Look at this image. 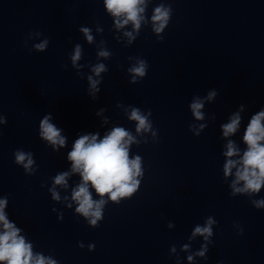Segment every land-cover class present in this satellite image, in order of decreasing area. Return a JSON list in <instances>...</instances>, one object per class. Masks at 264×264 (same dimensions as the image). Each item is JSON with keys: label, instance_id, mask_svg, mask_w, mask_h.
<instances>
[{"label": "clouds", "instance_id": "clouds-1", "mask_svg": "<svg viewBox=\"0 0 264 264\" xmlns=\"http://www.w3.org/2000/svg\"><path fill=\"white\" fill-rule=\"evenodd\" d=\"M107 11L116 18L115 26L123 28L129 23L132 25L133 31L139 32L142 22H147L143 13L146 8V0H103ZM172 14L171 5L159 4L154 9V14L151 17L153 23V31L160 33L168 25ZM84 33L87 40L92 42L93 36L90 34V29L82 27L80 29ZM41 35L40 32L30 33ZM125 36L133 39L132 32H125ZM160 41L163 36H159ZM49 40L44 39L42 42L34 44L32 47L37 51H44L48 46ZM82 48L79 44L76 45L74 54L71 60L74 66H77V61L81 59ZM99 56L108 57L111 54L101 50ZM131 59V57H130ZM62 67H67L63 65ZM148 62L144 59L137 60L136 65L130 67L128 71L132 73L131 83H136L137 77H145L148 71ZM108 69L104 64H96L92 68V72L96 76L106 72ZM90 85V94L93 98H98L95 93L100 89L97 85L99 80L92 76L88 77ZM217 95L215 90L209 91L204 98L199 96L193 97L190 104L191 112L196 120H203L204 113L201 109L204 107L205 101L213 100ZM119 106V105H118ZM128 119L136 122V132L152 131V121L149 119L152 116L151 110L143 113L140 108L132 107ZM104 109L100 110L102 113ZM244 111V105H240V110L234 112L228 123L221 125L223 137L233 136L241 125V112ZM100 113H97L99 115ZM51 113L44 116L39 123V135L48 141L54 148L63 147L66 143V138L61 135V129L51 122ZM215 119V116L212 117ZM5 117H0V123H6ZM205 124L198 126L199 129H204ZM196 128L195 125H189V129ZM152 134L155 136L156 131ZM199 130L195 131V135H199ZM133 143H138L135 137L124 127H114L110 132L104 135L102 139L99 134L81 135L75 140L72 150L68 153V160L71 161V172H63L55 176L54 185L67 187V177L71 173H79L81 177L80 183L73 189L71 198L77 203L76 213L81 214L88 219V223L94 228L99 227L98 221L103 219V207L107 203L103 197L107 196L113 202L119 203L121 198L130 197L137 191L140 184L138 177H143L142 158L139 155L129 156V146ZM243 143L246 149L243 151L236 145L233 140H228L226 151L223 155L226 161L223 165V174L225 177L234 176L231 181V196L237 193H246L251 195L259 193L264 187V108H261L256 114L251 116L243 133ZM14 162L23 165L26 172H31L34 164L33 153L25 152L17 149L13 153ZM233 169L235 171L233 172ZM242 186L238 187V185ZM89 185L95 189L96 194L101 197L99 200H94L92 192L89 190ZM52 198L59 200V194L55 187L50 189ZM8 203L7 197L0 199V264H57L51 258H46L41 254H33L32 244L26 241L25 237L20 235L21 229L10 222L5 214V207ZM252 204L255 208H264V199L253 200ZM217 223L209 216L203 226L197 225L192 232V237L197 235L203 236L207 244L202 245L201 250L195 255L207 259L205 253L209 250L208 245L212 244L210 237L213 236V225ZM170 223L168 227H172ZM243 233L241 229L240 234ZM83 247L82 243L79 245ZM90 250H94V245H90ZM185 249L188 245L183 246ZM175 251V247L172 248ZM191 261L193 256H189Z\"/></svg>", "mask_w": 264, "mask_h": 264}]
</instances>
